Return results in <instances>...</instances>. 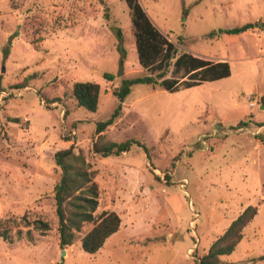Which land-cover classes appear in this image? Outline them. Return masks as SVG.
Returning <instances> with one entry per match:
<instances>
[{
    "label": "rangeland",
    "instance_id": "rangeland-1",
    "mask_svg": "<svg viewBox=\"0 0 264 264\" xmlns=\"http://www.w3.org/2000/svg\"><path fill=\"white\" fill-rule=\"evenodd\" d=\"M139 3L180 51L230 61L231 75L176 93L133 85L102 133L131 141L128 151L103 157L96 123L113 113L122 81L145 74L124 0H0V264H198L248 206L257 214L233 253L203 264H264V0ZM245 24L237 37L219 33ZM84 82L101 87L96 112L73 98ZM71 145L95 172V214L121 218L96 254L80 246L92 225L59 246L53 155Z\"/></svg>",
    "mask_w": 264,
    "mask_h": 264
},
{
    "label": "trees",
    "instance_id": "trees-1",
    "mask_svg": "<svg viewBox=\"0 0 264 264\" xmlns=\"http://www.w3.org/2000/svg\"><path fill=\"white\" fill-rule=\"evenodd\" d=\"M104 5V0H98ZM132 27L138 64L145 71L144 75L124 80L114 92L118 104L108 119L96 123V141L93 151L103 157L118 155L128 151L131 141L116 143L104 140L102 133L120 117L122 104L137 84L149 85L168 93L198 87L203 83L215 82L230 77L231 70L227 61L212 63L188 52L180 51L177 45L162 34L149 20L139 0H124ZM264 26V25H262ZM252 26L222 29V35H238L248 31ZM259 27V26H258ZM120 42V29L111 28ZM215 33L208 36L212 37ZM9 53L5 46L4 54ZM114 76L104 73L103 79L112 81ZM25 87V86H23ZM101 87L97 83H75L72 95L78 107L89 112H96ZM47 102L46 104H48ZM18 123V118H11ZM245 125L240 122L237 129ZM55 166L60 170V177L54 186L53 199L57 218V232L60 248L70 247L76 235L85 225H92L80 239L81 249L87 254H96L105 242L116 234L121 225L120 216L114 211H103L96 215L98 209L99 189L94 181L95 172L82 152H75L73 145L58 150L53 155ZM257 209L246 207L233 220L225 232L209 247L207 254L198 262L210 261L220 256H229L242 239L243 229L253 220ZM48 224L40 220L33 222V228L39 231L48 230ZM0 237L8 239L7 230H0ZM259 260H264V256Z\"/></svg>",
    "mask_w": 264,
    "mask_h": 264
},
{
    "label": "crops",
    "instance_id": "crops-1",
    "mask_svg": "<svg viewBox=\"0 0 264 264\" xmlns=\"http://www.w3.org/2000/svg\"><path fill=\"white\" fill-rule=\"evenodd\" d=\"M247 32V31H246ZM245 33V32H244ZM240 34H242V33H240ZM240 34H238V35H225L227 38H233V37H237V36H239ZM192 55H194V56H196V57H199V58H202V59H204V60H208V61H210V62H212V63H215V62H222V61H225V60H214L212 57H210L209 55H207V56H205V55H201V54H199V53H194V52H192L191 53ZM228 64L230 65V70H231V63H230V61H228ZM69 146H66V147H64V149H66V148H68ZM242 213V212H241ZM240 215V214H239ZM238 215V216H239ZM237 216V217H238ZM121 226V225H120ZM121 228V227H120ZM120 228H119V230L118 231H120Z\"/></svg>",
    "mask_w": 264,
    "mask_h": 264
},
{
    "label": "water",
    "instance_id": "water-1",
    "mask_svg": "<svg viewBox=\"0 0 264 264\" xmlns=\"http://www.w3.org/2000/svg\"><path fill=\"white\" fill-rule=\"evenodd\" d=\"M122 74H123V70H122V68H120L116 76L120 77Z\"/></svg>",
    "mask_w": 264,
    "mask_h": 264
}]
</instances>
